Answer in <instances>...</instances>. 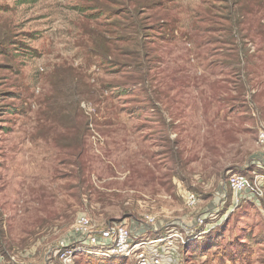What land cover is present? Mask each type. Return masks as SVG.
Instances as JSON below:
<instances>
[{
	"label": "rangeland",
	"instance_id": "obj_1",
	"mask_svg": "<svg viewBox=\"0 0 264 264\" xmlns=\"http://www.w3.org/2000/svg\"><path fill=\"white\" fill-rule=\"evenodd\" d=\"M260 129L264 0H0V264H134L80 214L160 264H264V194L225 187L264 189Z\"/></svg>",
	"mask_w": 264,
	"mask_h": 264
},
{
	"label": "built area",
	"instance_id": "obj_2",
	"mask_svg": "<svg viewBox=\"0 0 264 264\" xmlns=\"http://www.w3.org/2000/svg\"><path fill=\"white\" fill-rule=\"evenodd\" d=\"M257 143L264 149V129L258 131ZM225 187L235 195L246 193L250 197L261 198L264 194V189L257 178L251 179L242 175L229 176ZM188 201L192 203L195 197L189 196ZM72 229L80 238L79 249L87 256L104 260L126 257L132 259L134 264H160L157 249L150 246L157 240L134 243L129 231L122 225L95 226L86 214H80ZM168 236L173 238L175 235L169 233ZM63 263L71 264L70 258L64 256Z\"/></svg>",
	"mask_w": 264,
	"mask_h": 264
},
{
	"label": "trees",
	"instance_id": "obj_3",
	"mask_svg": "<svg viewBox=\"0 0 264 264\" xmlns=\"http://www.w3.org/2000/svg\"><path fill=\"white\" fill-rule=\"evenodd\" d=\"M88 257H92V256H88Z\"/></svg>",
	"mask_w": 264,
	"mask_h": 264
},
{
	"label": "crops",
	"instance_id": "obj_4",
	"mask_svg": "<svg viewBox=\"0 0 264 264\" xmlns=\"http://www.w3.org/2000/svg\"><path fill=\"white\" fill-rule=\"evenodd\" d=\"M249 197V196H248Z\"/></svg>",
	"mask_w": 264,
	"mask_h": 264
}]
</instances>
